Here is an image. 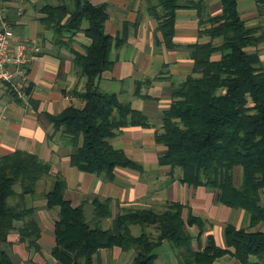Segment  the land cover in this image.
<instances>
[{
  "label": "trees",
  "instance_id": "16d2710c",
  "mask_svg": "<svg viewBox=\"0 0 264 264\" xmlns=\"http://www.w3.org/2000/svg\"><path fill=\"white\" fill-rule=\"evenodd\" d=\"M0 1L5 6L12 0ZM157 1L158 6L150 13L159 21L158 31L166 44L173 48L177 12L197 9L200 2ZM221 1L223 12L212 19V27L206 31L212 41L193 47L194 75L175 90L157 141L168 149L161 163L180 169L184 183L217 190L221 203L246 210L251 226L257 227L264 224V68L259 55L246 50L257 45L259 39L241 19L240 0ZM43 11L44 25L56 30L58 42L63 41L66 32L80 31L91 40L86 54L74 53L76 67L86 79L84 91L77 95L86 105L72 106L51 117L55 133L72 147V165L108 181L115 180L118 167L143 171L124 150L112 144L125 127L149 124L130 103H122L117 93L101 88L103 75L115 65L113 51L125 44V40L106 33L108 5L63 0L60 5H47ZM218 39H222L221 45H216ZM218 53L221 59L214 60ZM239 170L241 183L237 185ZM49 178L53 181L51 189L44 196L37 195L39 183ZM66 190L65 178L53 176L52 165L37 155L17 151L0 159V264H16L5 249L13 247L9 239L13 233L29 249L40 251L42 229L35 206L39 197L45 200V209H59L52 255L61 264H96L95 256L101 250L114 247L134 249L133 264H154L157 250L165 241L184 254V264H214L228 253L216 246L212 236L203 251H193L189 227H204L205 222L197 218L186 222L181 204H169L161 213L125 210L113 220L111 228L104 229L103 221L112 216L110 203L95 201V216L89 220L83 206L74 207L66 199ZM136 224L143 228L156 226L159 235L151 237L143 231L136 237L131 230ZM224 237L242 264H264V232H247L228 225ZM252 257H257L259 263Z\"/></svg>",
  "mask_w": 264,
  "mask_h": 264
},
{
  "label": "crops",
  "instance_id": "0c3cea01",
  "mask_svg": "<svg viewBox=\"0 0 264 264\" xmlns=\"http://www.w3.org/2000/svg\"><path fill=\"white\" fill-rule=\"evenodd\" d=\"M89 1L96 6L108 5L106 33L125 40L123 47L113 51L115 65L103 75L100 85L106 92L117 93L122 103H130L132 110L149 124L129 125L112 140V144L124 150L143 171L118 167L114 181L80 171L71 163V145L55 133L51 117L59 116L72 106L86 105L77 95L84 91L86 79L76 67L74 53L84 55L91 45L84 31L66 32L63 41L58 42L56 30L44 25L43 9L47 5H60L63 0H12L5 4L6 18L15 33L14 48L26 44L40 48V52L32 54L28 65L31 84L25 100L16 98L0 85V159L21 151L50 163L52 175H62L66 180V199L74 207L83 206L89 220L95 216V201L110 203L112 216L103 221L104 229L111 228L113 220L125 210L146 209L161 213L169 204H181L186 222L191 218L205 222L204 227L200 224L189 227L194 252L203 251L208 237L212 236L216 246L228 250L214 264H242L234 249L226 245L225 229L232 225L237 230L264 232V224L252 227L250 214L221 203L217 190L184 183L180 169L161 163V156L168 149L157 141V134L163 130V120L174 102L175 90L194 75L193 47L212 41L206 31L212 27V19L222 14V1L196 0L200 2L197 9H180L173 48L166 44L162 32L158 31L159 21L150 13L152 7L158 6L157 0ZM238 11L246 27L254 30L259 39L257 45L246 50L257 53L264 68V2L240 0ZM215 43L221 45L222 39ZM221 56L215 54L213 59L220 60ZM237 175V185H240V170ZM41 183L46 192V182ZM43 204L45 207L46 202ZM35 206L38 208L36 203ZM87 209L91 213L89 217ZM58 214L57 208L38 212L42 229L40 251L21 243L17 233L10 236L13 247L5 249L16 264H61L52 255ZM131 230L136 237L143 231L151 237L159 235L156 226L143 228L136 224ZM157 254L154 264H184L186 261L184 254L168 241ZM135 255L134 249H103L95 256V263L133 264ZM15 257L20 258V262ZM251 259L259 263L257 257Z\"/></svg>",
  "mask_w": 264,
  "mask_h": 264
},
{
  "label": "built area",
  "instance_id": "2783aa9c",
  "mask_svg": "<svg viewBox=\"0 0 264 264\" xmlns=\"http://www.w3.org/2000/svg\"><path fill=\"white\" fill-rule=\"evenodd\" d=\"M14 38V30L6 18V7L0 1V85L12 91L18 99L25 100L31 84L28 65L32 54L40 52V48L26 44L14 48Z\"/></svg>",
  "mask_w": 264,
  "mask_h": 264
},
{
  "label": "rangeland",
  "instance_id": "374dc122",
  "mask_svg": "<svg viewBox=\"0 0 264 264\" xmlns=\"http://www.w3.org/2000/svg\"><path fill=\"white\" fill-rule=\"evenodd\" d=\"M44 182H46V192L43 190V187H44V183H39V185H38V188H37V195H45V193H47L50 189H51V187H52V185H53V181L49 178V179H46V180H44ZM31 200V199H30ZM37 205H38V209H39V211H41V210H43L45 207H44V204L43 203H45V200L43 199V198H41V197H39L38 199H37V201L35 202ZM41 205V206H40ZM46 210V209H45ZM55 211H57V210H55ZM91 213H90V210L89 209H87V215H88V217H89V215H90ZM39 216V215H38ZM90 219V218H89ZM15 258H17V260H19V262H20V258H18V257H15Z\"/></svg>",
  "mask_w": 264,
  "mask_h": 264
}]
</instances>
